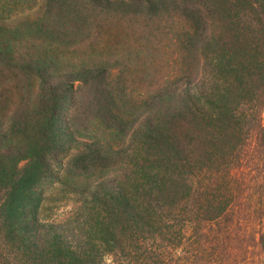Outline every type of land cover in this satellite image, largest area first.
Segmentation results:
<instances>
[{
    "label": "trees",
    "instance_id": "16d2710c",
    "mask_svg": "<svg viewBox=\"0 0 264 264\" xmlns=\"http://www.w3.org/2000/svg\"><path fill=\"white\" fill-rule=\"evenodd\" d=\"M0 264H264V0H0Z\"/></svg>",
    "mask_w": 264,
    "mask_h": 264
},
{
    "label": "rangeland",
    "instance_id": "374dc122",
    "mask_svg": "<svg viewBox=\"0 0 264 264\" xmlns=\"http://www.w3.org/2000/svg\"><path fill=\"white\" fill-rule=\"evenodd\" d=\"M120 32H112L111 30H106V32H105L106 34L103 36V38L100 39V41L102 43L106 44L107 43L106 41L109 40L107 38L111 34L116 35L117 36V41H119V42H118V44L115 43V45H116L115 48L118 49L119 46H122V45L125 46V44L127 45L128 43H133L134 40H135L134 38L138 37L136 35L137 33H135V34L131 33V31L127 30L126 27H124V26L121 28ZM107 33H109V36H107ZM134 35H136V36H134ZM122 43H124V44H122ZM113 54H114L115 57L117 56V52H113ZM113 73H116V70H113ZM3 84H7L6 78L4 79ZM76 85L77 84H75V86ZM8 92H13V91H9L7 89V86H5L4 87V96L7 98V100L9 101V105L11 106L12 105L11 102L15 101V100H13V98L15 97L14 95H16L17 93L19 94V92H13V94L12 93H8ZM50 205L51 204H49V206ZM58 205L59 206H58V209L56 211H54V210L45 211V214H50L52 212V213H55L54 214V218L63 219L64 217L69 215V213L71 212L72 207H73L74 204L72 202H65V203L62 202L60 204L58 203Z\"/></svg>",
    "mask_w": 264,
    "mask_h": 264
}]
</instances>
